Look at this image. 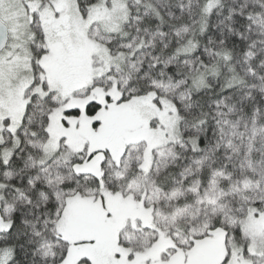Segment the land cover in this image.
<instances>
[{
    "label": "snow or ice",
    "instance_id": "obj_1",
    "mask_svg": "<svg viewBox=\"0 0 264 264\" xmlns=\"http://www.w3.org/2000/svg\"><path fill=\"white\" fill-rule=\"evenodd\" d=\"M0 264H264V0H0Z\"/></svg>",
    "mask_w": 264,
    "mask_h": 264
}]
</instances>
